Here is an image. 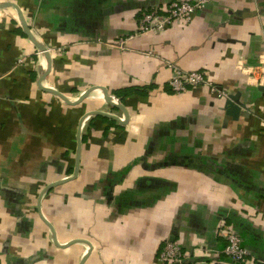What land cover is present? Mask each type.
Returning a JSON list of instances; mask_svg holds the SVG:
<instances>
[{"label":"crops","instance_id":"obj_1","mask_svg":"<svg viewBox=\"0 0 264 264\" xmlns=\"http://www.w3.org/2000/svg\"><path fill=\"white\" fill-rule=\"evenodd\" d=\"M172 1L5 0L51 60L18 10L0 8V264H161L167 240L232 264L222 224L264 261V0H212L133 37L141 13ZM174 66L220 92L175 95ZM106 94L127 124L87 117L125 118ZM80 129L78 176L48 189L74 177Z\"/></svg>","mask_w":264,"mask_h":264},{"label":"built area","instance_id":"obj_2","mask_svg":"<svg viewBox=\"0 0 264 264\" xmlns=\"http://www.w3.org/2000/svg\"><path fill=\"white\" fill-rule=\"evenodd\" d=\"M211 2L212 0H180L172 1L165 6L157 5L147 9L137 19L138 30L133 37L160 34L177 24L189 23L197 12L204 10ZM4 3L5 0H0V5ZM128 40L121 39L114 45L117 48H123ZM48 50L51 52L50 49ZM38 54L42 53L38 51ZM24 62H26V59L20 61V63ZM173 69L174 74L169 80V87L175 95H182L191 89L205 86L209 87L212 92H220L219 87L211 82L203 72H186L175 66ZM260 82H264V78ZM220 95L228 97L223 92ZM124 121L125 118L122 119V122ZM222 227V236L226 241V247L223 251L225 258L232 264H252L254 260L253 254L245 247L241 234L224 224H222ZM207 251L206 249H197L194 251V256H191L183 250L179 243L167 240L163 250L159 254V261L161 264H211L209 261L200 260V256L205 257ZM261 264H264V261Z\"/></svg>","mask_w":264,"mask_h":264},{"label":"water","instance_id":"obj_3","mask_svg":"<svg viewBox=\"0 0 264 264\" xmlns=\"http://www.w3.org/2000/svg\"><path fill=\"white\" fill-rule=\"evenodd\" d=\"M7 7H14V8H16L18 10L19 17H20V19L22 21L23 28L26 31L27 35L30 37L31 41L37 46L38 50L45 57H47L48 61L50 62V60H51V58H50V51L46 48V46L40 44L38 41L35 40V38L33 37L32 33H31L30 29H29V26H28V24H27V22H26V20H25V18L23 16V13L21 12V9L18 6L14 5V4H11V3H4V4H1L0 5V8H7ZM51 65H52V63H51ZM51 65L48 66V69H47L46 73L44 74V76L41 78L40 82H43L44 79H45V77L47 75H49V73L51 71V68H52ZM97 88H100V87H95V89H97ZM95 89L94 88H91L88 91H86L85 94L79 99V102L78 103L83 102L90 95V93L92 91H94ZM102 89L107 93V90L106 89H104V88H102ZM259 90L260 91H264V87H260ZM50 91L54 95H57V96L61 97L62 99H64L67 102V99L64 97L63 94L59 93L58 91H56L54 89H51ZM105 98H106L107 103H109L110 105H112L114 107H117V108L121 109L125 113V121L122 122V119L120 117L118 118V117H115L113 115H110V114H107V113H103L101 111H96V112L90 113L89 115H87V117L92 116V115H96V116H101V117H105V118H109V119H114V120L118 121L121 124H127L128 121H129V113H128L127 109L123 105L116 104L115 102H113L112 99H110L108 97V94H106V97ZM226 99H227L226 100L227 101L226 102V105H227L226 108L228 109V114L231 115L234 118H237V116H238L241 108H240L239 105H236L235 104L236 98L234 96H229L228 95V97ZM86 118H84L83 121ZM78 140H79V146H78V162H77V169H76V172H75L74 177L73 178H70V179H67V180H63V181H61L59 183H55L53 185H50L48 187V189H51V188L55 187L56 185L65 184L68 181H70V180H72V179H74L75 177L78 176L79 168H80V157H81V151H82L81 129L79 131ZM55 241L57 242L56 237H55ZM73 242H75V241H73ZM73 242L69 243L67 246L72 245ZM85 260L86 259H84L81 264H84Z\"/></svg>","mask_w":264,"mask_h":264},{"label":"trees","instance_id":"obj_4","mask_svg":"<svg viewBox=\"0 0 264 264\" xmlns=\"http://www.w3.org/2000/svg\"><path fill=\"white\" fill-rule=\"evenodd\" d=\"M129 95H131V93H128L127 95L126 94H123V95H120L119 94L118 95L119 96L118 98H120L123 101L125 99V97H127ZM102 120L105 121V123L109 124V128L112 127V126H115L114 125L115 122L113 120H110V119H107V118H103ZM115 128L118 129L117 127H115ZM107 131H108V129L105 132H107Z\"/></svg>","mask_w":264,"mask_h":264},{"label":"rangeland","instance_id":"obj_5","mask_svg":"<svg viewBox=\"0 0 264 264\" xmlns=\"http://www.w3.org/2000/svg\"><path fill=\"white\" fill-rule=\"evenodd\" d=\"M40 55V54H39Z\"/></svg>","mask_w":264,"mask_h":264}]
</instances>
